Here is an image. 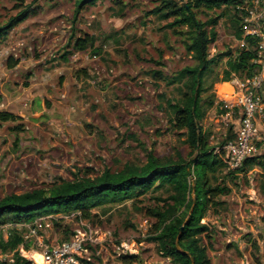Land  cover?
I'll use <instances>...</instances> for the list:
<instances>
[{"label":"rangeland","instance_id":"1","mask_svg":"<svg viewBox=\"0 0 264 264\" xmlns=\"http://www.w3.org/2000/svg\"><path fill=\"white\" fill-rule=\"evenodd\" d=\"M192 1L99 0L74 17L70 0H0V23L29 9L0 42V112L15 116L0 122V198L104 170L118 172L125 164L141 166L149 152L185 161L194 157L184 139L171 133L167 105L186 91V78L176 80L177 72L195 61L185 50L187 36L174 34L152 13L164 2ZM194 12L205 22L222 9ZM230 15L217 18L209 58L237 47ZM77 39L88 40L84 51L73 48ZM10 60H17L12 68ZM226 61L209 67L199 98L205 112L200 126L211 147L235 130V118L220 112L221 92L229 88L221 81ZM214 182L228 192L216 197L200 221L207 227L201 244L211 263L264 264V169L243 173L226 165ZM167 198L162 188L94 208L89 217L72 211L40 216L39 234L54 245L78 226H90L96 241L83 264H174L151 240L156 219L140 211L162 207ZM11 230L26 233L0 224L2 238ZM26 245L37 248L33 238ZM125 255H134V261L128 263Z\"/></svg>","mask_w":264,"mask_h":264},{"label":"trees","instance_id":"2","mask_svg":"<svg viewBox=\"0 0 264 264\" xmlns=\"http://www.w3.org/2000/svg\"><path fill=\"white\" fill-rule=\"evenodd\" d=\"M70 1L74 2L76 17L86 6L96 5L99 0ZM240 1L193 0L180 5L164 2L161 7L152 11L165 23V27L172 29L174 34L187 36L184 42L185 50L195 61L194 66L184 67L177 72L176 80L186 78L184 82L186 91L182 93L179 102L174 104L168 102L167 105L173 115L171 133L184 139L191 154L194 155L192 159L185 161L180 157L164 158L149 152L141 166L125 164L118 172L104 170L95 176L85 175L73 180H60L46 190L33 189L20 194L5 195L0 198V224L31 223L40 216L53 215L61 211L79 212L83 217H89L90 211L94 208L127 199L134 201L164 188L168 192L164 206L140 209L144 217L152 216L156 219L155 232L151 240L157 244L161 255L171 259L174 264H212L206 247L201 244L207 227L200 221L207 209L215 204L216 197L228 192L225 186L214 182L216 173L228 165V162L222 156L213 153L208 142L209 133L202 132L200 123L205 112L199 98L204 74L211 65L222 58H227L221 80L223 82L229 81L233 75L239 78L249 76L253 71L250 61L254 51L251 48L235 51L227 49L211 58L208 57L210 46L217 40L215 30L217 18L232 11L230 17L232 16L234 36L236 38L241 36L238 18L233 12ZM20 5L22 4L19 3L16 7ZM199 7L208 10L222 9V12L215 18L201 22L194 12V8ZM28 12L26 6L8 18L5 23H0V42L7 38L11 29L27 18ZM180 28H184L185 31H179ZM87 42L86 39H77L73 48L84 51ZM16 64L17 60H10L8 67L12 68ZM157 75L160 73L153 72L154 77ZM220 112L224 113L225 110L221 109ZM14 119L13 113L0 112V122ZM233 137L230 130L229 135L221 142ZM254 167L264 169V153L246 159L242 168L237 171L246 173ZM13 230L5 239L0 236L1 251L13 252L14 264H30L18 254L17 248L23 243V237ZM28 246L25 245L26 248ZM122 258L131 263L135 256L125 255ZM80 264H83L82 259Z\"/></svg>","mask_w":264,"mask_h":264},{"label":"built area","instance_id":"3","mask_svg":"<svg viewBox=\"0 0 264 264\" xmlns=\"http://www.w3.org/2000/svg\"><path fill=\"white\" fill-rule=\"evenodd\" d=\"M233 12L241 31L239 38L234 36L235 50L251 48L254 51L250 61L253 71L242 78L233 75L224 82L229 88L221 92L220 109L225 110V116L235 118L234 137L223 143L215 142L212 151L227 160L230 169L237 171L246 159L264 152V0H241ZM42 221L36 218L31 223H10L18 229L26 228L17 252L30 264H79L80 259L88 255V246L96 241L95 230L90 226H78L69 239L54 245L46 244L39 234ZM31 238L36 241L37 248L27 249L25 245ZM35 256L40 257L39 263ZM0 264H14L13 252H1Z\"/></svg>","mask_w":264,"mask_h":264},{"label":"bare ground","instance_id":"4","mask_svg":"<svg viewBox=\"0 0 264 264\" xmlns=\"http://www.w3.org/2000/svg\"><path fill=\"white\" fill-rule=\"evenodd\" d=\"M222 90H223V89H222ZM224 90H225V89H224ZM35 260H36L37 263L40 262V258L36 259V256H35Z\"/></svg>","mask_w":264,"mask_h":264},{"label":"crops","instance_id":"5","mask_svg":"<svg viewBox=\"0 0 264 264\" xmlns=\"http://www.w3.org/2000/svg\"><path fill=\"white\" fill-rule=\"evenodd\" d=\"M222 85H224V86L226 87V85L224 84V82L222 83ZM222 85H221V86H222ZM223 91H224V90H223ZM4 238H5V236H4ZM79 264H80V263H79Z\"/></svg>","mask_w":264,"mask_h":264},{"label":"water","instance_id":"6","mask_svg":"<svg viewBox=\"0 0 264 264\" xmlns=\"http://www.w3.org/2000/svg\"><path fill=\"white\" fill-rule=\"evenodd\" d=\"M181 228H182V227H181ZM181 228H180V229H181Z\"/></svg>","mask_w":264,"mask_h":264}]
</instances>
